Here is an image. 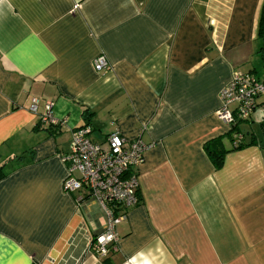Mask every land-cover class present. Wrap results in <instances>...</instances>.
<instances>
[{"label":"crops","instance_id":"obj_1","mask_svg":"<svg viewBox=\"0 0 264 264\" xmlns=\"http://www.w3.org/2000/svg\"><path fill=\"white\" fill-rule=\"evenodd\" d=\"M262 5L0 0V264H264V108L235 126L241 148L216 116L234 72L264 82ZM99 55L109 68L94 70ZM46 101L62 125L39 122ZM82 126L94 142L117 129L148 145L131 169L138 202L105 256L92 244L103 209L62 185ZM218 136L215 168L203 146Z\"/></svg>","mask_w":264,"mask_h":264},{"label":"built area","instance_id":"obj_2","mask_svg":"<svg viewBox=\"0 0 264 264\" xmlns=\"http://www.w3.org/2000/svg\"><path fill=\"white\" fill-rule=\"evenodd\" d=\"M106 60L104 55L94 58L91 62L94 70L109 68ZM219 94L216 116L231 128L237 122L249 119L258 99H261L264 108V82L252 73L234 72ZM30 102V110L36 113L38 99L32 98ZM52 105V101L44 103L39 121L51 126L62 125L65 121L51 113ZM89 132L88 126L72 131L69 150L61 159L66 168L62 185L65 192L85 190L87 196L97 201L103 209L107 225L95 236L92 244L100 256H105L117 250L116 224L138 202V182L131 169L142 161L148 145L140 137L126 139L117 129L107 134L103 142L90 140ZM232 141L233 146H237L242 142V135L234 133Z\"/></svg>","mask_w":264,"mask_h":264},{"label":"trees","instance_id":"obj_3","mask_svg":"<svg viewBox=\"0 0 264 264\" xmlns=\"http://www.w3.org/2000/svg\"><path fill=\"white\" fill-rule=\"evenodd\" d=\"M259 24H258V37L264 41V5H262V10L260 13V17H259ZM262 48H264V44H262ZM262 61H264V58H262ZM40 122V121H39ZM238 123V122H237ZM234 124L229 132L230 134V140L231 142L233 139V131L235 130V126L237 125ZM52 128L51 125H48L47 129ZM245 145V142L242 139V142L240 144H238L237 146H233V148H241L242 146ZM205 153L209 156L213 166H215V168H219V165L222 163V160L224 158V153L225 150L223 148V144L221 142V137L218 136L217 138H212L210 140H207L203 146ZM14 159V158H13ZM18 160H23V156L20 155L17 157ZM10 159L4 160L0 162V179L1 177L3 178L6 174V166H7V162H9Z\"/></svg>","mask_w":264,"mask_h":264},{"label":"rangeland","instance_id":"obj_4","mask_svg":"<svg viewBox=\"0 0 264 264\" xmlns=\"http://www.w3.org/2000/svg\"><path fill=\"white\" fill-rule=\"evenodd\" d=\"M242 132H244V133H245V135H248V133H246V131L242 130ZM232 144H233V142H232Z\"/></svg>","mask_w":264,"mask_h":264}]
</instances>
